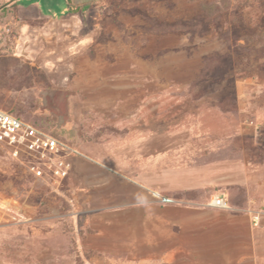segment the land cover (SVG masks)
<instances>
[{
    "label": "crops",
    "instance_id": "obj_1",
    "mask_svg": "<svg viewBox=\"0 0 264 264\" xmlns=\"http://www.w3.org/2000/svg\"><path fill=\"white\" fill-rule=\"evenodd\" d=\"M0 2L49 18L71 9L69 0ZM93 95L102 103L74 108L68 126L80 154L68 157L63 210L33 218L49 233L30 238V259L9 253L6 264H264V162L249 154L244 121L179 94L71 93ZM213 196L228 207L210 205Z\"/></svg>",
    "mask_w": 264,
    "mask_h": 264
},
{
    "label": "rangeland",
    "instance_id": "obj_2",
    "mask_svg": "<svg viewBox=\"0 0 264 264\" xmlns=\"http://www.w3.org/2000/svg\"><path fill=\"white\" fill-rule=\"evenodd\" d=\"M69 1L62 18L0 2L2 108L69 142L74 108L102 103L71 93L179 94L244 121L249 154L264 162V0ZM67 185L0 151V264L30 259V238L49 233L31 220L63 210Z\"/></svg>",
    "mask_w": 264,
    "mask_h": 264
},
{
    "label": "built area",
    "instance_id": "obj_3",
    "mask_svg": "<svg viewBox=\"0 0 264 264\" xmlns=\"http://www.w3.org/2000/svg\"><path fill=\"white\" fill-rule=\"evenodd\" d=\"M0 151L22 165L34 177L53 182H59L68 176L71 168L68 157L80 154L68 141L35 126L1 106ZM151 194L162 202L172 201L171 198L162 196L156 191H151ZM209 204L228 207L226 200L221 196H213ZM261 214L262 212L252 214L253 225H258Z\"/></svg>",
    "mask_w": 264,
    "mask_h": 264
}]
</instances>
